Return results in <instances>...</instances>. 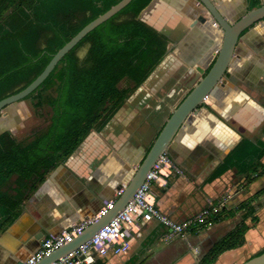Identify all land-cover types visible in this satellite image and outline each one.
I'll return each mask as SVG.
<instances>
[{
	"label": "crops",
	"instance_id": "crops-1",
	"mask_svg": "<svg viewBox=\"0 0 264 264\" xmlns=\"http://www.w3.org/2000/svg\"><path fill=\"white\" fill-rule=\"evenodd\" d=\"M175 1L154 0L141 11V20L167 36V53L116 113L92 127L27 193L15 219L0 228V264L23 263L44 237L97 219L103 205L118 198L117 191L126 186L182 98L181 80L198 67L204 75L213 64L221 30L209 22L191 28V16L200 6L195 0H180L177 8ZM219 1L230 21L248 9V0ZM242 47L244 52L235 56L216 89L167 147L181 174L153 185L158 208L172 219L186 220L209 204L223 202L222 218L211 227L172 238L155 221L139 222L125 237L122 252L93 264H198L240 222L248 226L243 244L222 252L212 264H241L264 251V22L248 32ZM132 86L127 78L119 82L120 88ZM5 119L3 132L15 137L25 118L16 110ZM32 136L23 133L18 140Z\"/></svg>",
	"mask_w": 264,
	"mask_h": 264
},
{
	"label": "trees",
	"instance_id": "trees-1",
	"mask_svg": "<svg viewBox=\"0 0 264 264\" xmlns=\"http://www.w3.org/2000/svg\"><path fill=\"white\" fill-rule=\"evenodd\" d=\"M118 1L0 0V100L26 87L59 48ZM150 1L131 0L91 30L27 96L50 108L45 129L28 140L0 133V228L15 219L27 193L92 127L108 121L167 53V36L139 18ZM248 3L255 8L261 0ZM124 78L133 86L120 88ZM242 206L254 213L247 203ZM247 228L237 224L198 264H212L222 252L241 246Z\"/></svg>",
	"mask_w": 264,
	"mask_h": 264
},
{
	"label": "water",
	"instance_id": "water-1",
	"mask_svg": "<svg viewBox=\"0 0 264 264\" xmlns=\"http://www.w3.org/2000/svg\"><path fill=\"white\" fill-rule=\"evenodd\" d=\"M130 1L131 0H119L105 12L84 25L74 36H72L61 48L57 50L44 69L26 87L1 99L0 124L6 116L15 115V111L19 109V102L32 93L46 79V77L69 50L78 44V42L91 30L108 20L128 5ZM195 1L200 7L196 10V16L194 15L195 12L193 13L194 16H191V19H193L192 23H190L191 28L197 25L198 22H209L208 24H214L222 32L221 44L217 50L213 64L204 75H201V68L198 67L196 68V73L192 74L190 77H185L184 80H181V83L184 84L183 89H181L182 98L171 109L170 115L166 118L154 142L137 165L135 172L123 188L121 195L114 202L113 208L105 215L92 221L82 231V233L74 237L71 242L55 249L49 255L41 258L36 264H49L50 262L58 260L69 252L75 250L78 246L89 240L98 229L107 224L119 210L124 208L145 180L146 175L151 170L159 155L166 152L168 145L172 142L186 119L191 113L199 109L200 105L204 103V100H206V98L211 95V92L216 89L220 80L228 72L229 67L232 66L235 56L241 55L244 52L242 44L245 42L248 32L254 29V26H260L262 22H264V0L255 8H251L248 3V9L236 20L231 21L222 10L219 0ZM153 2L154 0H151L147 6H150ZM181 4L182 2L180 0H176L174 2V6L177 8L181 7ZM139 18L141 19L140 14ZM207 45H210L209 41ZM3 131L4 129L0 127V133ZM14 264L23 263L22 261H18ZM241 264H264V251L250 257Z\"/></svg>",
	"mask_w": 264,
	"mask_h": 264
},
{
	"label": "built area",
	"instance_id": "built-area-1",
	"mask_svg": "<svg viewBox=\"0 0 264 264\" xmlns=\"http://www.w3.org/2000/svg\"><path fill=\"white\" fill-rule=\"evenodd\" d=\"M172 174H181L173 163L167 152L159 155L145 180L136 190L127 204L112 217L107 224L98 229L89 240L78 246L75 250L64 255L62 258L49 264H93L96 259L104 257L109 253L117 255L122 252L128 237L139 222L155 221L165 227L166 238L184 237L192 230L211 227L218 220L223 202L209 204L200 209L189 219L177 221L164 214L157 206L153 193L155 183L165 184L166 178ZM123 189L117 191V197ZM116 200L106 202L98 212V217L105 215L113 208ZM91 223L83 220L75 223L69 229L57 235L44 237L40 247L31 254L23 264H36L41 258L49 255L55 249L69 243L74 237Z\"/></svg>",
	"mask_w": 264,
	"mask_h": 264
},
{
	"label": "rangeland",
	"instance_id": "rangeland-1",
	"mask_svg": "<svg viewBox=\"0 0 264 264\" xmlns=\"http://www.w3.org/2000/svg\"><path fill=\"white\" fill-rule=\"evenodd\" d=\"M84 52V48H81L79 54L83 55ZM36 102V96L24 98L19 102V108L21 109L17 110L21 111V115L25 119L21 120L22 124L19 122L20 128L15 131L17 132V135H15L17 140L21 135H23V133L25 134L28 132L29 135L32 136L34 133L46 128L51 110L47 105L38 106Z\"/></svg>",
	"mask_w": 264,
	"mask_h": 264
},
{
	"label": "bare ground",
	"instance_id": "bare-ground-1",
	"mask_svg": "<svg viewBox=\"0 0 264 264\" xmlns=\"http://www.w3.org/2000/svg\"><path fill=\"white\" fill-rule=\"evenodd\" d=\"M222 1H223V0H222ZM237 12H238V11H237ZM207 70H208V69H207ZM10 121H11V120H10ZM10 121H9V122H10ZM7 123H8V119H5V118H4V120H2V122H1V124H0V127H1V128L6 127V126H7Z\"/></svg>",
	"mask_w": 264,
	"mask_h": 264
},
{
	"label": "flooded vegetation",
	"instance_id": "flooded-vegetation-1",
	"mask_svg": "<svg viewBox=\"0 0 264 264\" xmlns=\"http://www.w3.org/2000/svg\"><path fill=\"white\" fill-rule=\"evenodd\" d=\"M262 2H263V0H262Z\"/></svg>",
	"mask_w": 264,
	"mask_h": 264
}]
</instances>
